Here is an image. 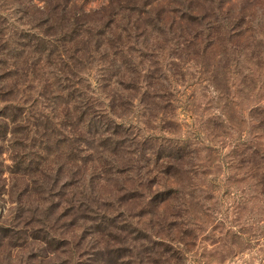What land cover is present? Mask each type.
Here are the masks:
<instances>
[{"label":"trees","instance_id":"1","mask_svg":"<svg viewBox=\"0 0 264 264\" xmlns=\"http://www.w3.org/2000/svg\"><path fill=\"white\" fill-rule=\"evenodd\" d=\"M139 1L89 8L88 0H0V97L6 99L0 142L9 135L40 138L34 147L45 160L55 156L53 169L40 175L51 174L52 187L64 182L73 218L59 227L61 218L47 216L39 221L45 229L28 233L42 246L34 264H74L55 260L65 248L85 264H182L180 249L155 239L186 246L193 234L179 222L198 205L191 191L197 152L151 135V124L161 116L160 131L167 130L164 115L174 104L180 64L198 61L204 70L231 63L239 70L242 58L264 64V9L236 13L220 0L208 13L187 6L188 15L165 21L145 9L155 0ZM164 57L172 63L164 66ZM248 163L262 170L264 157L254 152ZM169 179L176 187L167 186ZM261 185L264 190V173ZM138 198L144 207L135 211L130 202ZM124 203L119 223L117 205ZM133 218L145 219L134 226Z\"/></svg>","mask_w":264,"mask_h":264},{"label":"rangeland","instance_id":"2","mask_svg":"<svg viewBox=\"0 0 264 264\" xmlns=\"http://www.w3.org/2000/svg\"><path fill=\"white\" fill-rule=\"evenodd\" d=\"M89 2V8H99L108 0ZM183 2L189 5L183 6ZM219 5L220 0H155L145 9L168 21L186 12L187 6H191L192 13H208ZM223 5L236 13L244 8L257 14L263 11L264 0H225ZM222 43L227 42L222 40ZM2 59L0 57V62ZM163 59L164 66L172 63ZM196 62L180 64L181 68L177 69L181 77L173 87L174 104L164 115L167 130L160 131L161 116L151 124L156 129L151 135L166 142L174 140L192 145L197 152L198 168L191 191L198 205L192 208V214L183 212L179 222L183 230L193 234L184 239L186 246L165 237L155 240L166 241L167 246L180 249L182 264H264V190L261 185L264 164L262 170L246 165L254 152L264 157V64L257 68L242 58L239 70L232 63L227 69L217 64L204 70L202 62ZM2 73L0 64V76ZM5 106L6 99L0 97V111ZM38 108L43 110L41 101ZM35 142H40L35 134L28 138L9 135L0 142V243L2 236L7 235L0 247V264H34V257L42 254V246L33 242L28 233L45 229L39 221H45L47 216L61 218L59 227L73 219L65 202L68 196H64L67 193L64 182L52 187L51 174L40 175L46 166L47 171L53 169L51 162L55 156L45 160L46 156H42L36 145L34 147ZM38 161L43 164L38 166ZM167 186L176 187V181L167 180ZM158 189V186L153 187L152 193ZM143 196L148 201L150 194L145 192ZM144 200L138 198L130 204L138 211L144 207ZM126 205H117L115 215L121 212L119 223ZM144 219L131 221L137 226ZM73 233L79 236L81 231L76 229ZM55 235L64 239L61 234ZM55 260L86 262L79 253L71 256L70 248L58 250Z\"/></svg>","mask_w":264,"mask_h":264}]
</instances>
